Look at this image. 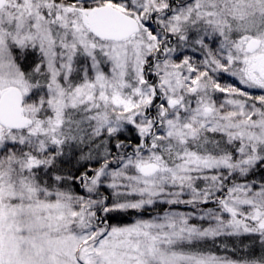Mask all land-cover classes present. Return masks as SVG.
Returning a JSON list of instances; mask_svg holds the SVG:
<instances>
[{
    "label": "snow or ice",
    "instance_id": "6c2138e0",
    "mask_svg": "<svg viewBox=\"0 0 264 264\" xmlns=\"http://www.w3.org/2000/svg\"><path fill=\"white\" fill-rule=\"evenodd\" d=\"M0 264H264V0H0Z\"/></svg>",
    "mask_w": 264,
    "mask_h": 264
}]
</instances>
